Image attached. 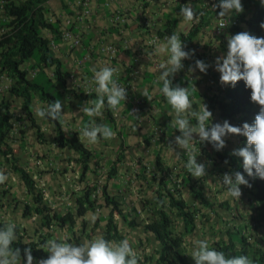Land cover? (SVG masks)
Returning <instances> with one entry per match:
<instances>
[{
	"label": "crops",
	"instance_id": "0c3cea01",
	"mask_svg": "<svg viewBox=\"0 0 264 264\" xmlns=\"http://www.w3.org/2000/svg\"><path fill=\"white\" fill-rule=\"evenodd\" d=\"M13 1L19 3L24 0ZM82 2L83 0H49L46 2L45 8L48 11L46 19L48 22H57L61 32L60 41L52 43L51 49L67 72L66 88L68 91L59 90V98L63 103L64 121L62 126L64 132L67 135L76 134L79 138V129L93 120L98 124L109 125L116 132L115 138L110 140L100 138L99 143L95 145H89L86 141L82 142L92 153V160L95 162L94 165H89V171L86 174V176H93L90 178L91 185L97 186V190L105 185L107 192L127 208L142 207L141 203H144L142 199L149 196L151 209H154L156 208V195L161 192L158 180L164 176V182H168L167 176L176 174L181 179L187 178L186 183L183 182L181 195L186 204L197 211L196 223L202 218L199 214H204L207 211L201 200L208 202V205H212L213 211L217 212L216 214L208 213L205 218L203 217L199 221V224H207L210 227L221 224L222 220L219 218L223 217L226 212L224 208L227 206L229 209L233 207L235 210L240 208L239 213L244 211V207L240 205L239 201L241 198L243 199L245 186H240L242 195L239 200L228 195L227 187L220 182L223 174L227 172L228 165L225 162H219L207 142H196L195 144L198 155L197 162L206 165L207 175L201 179L193 178L184 167L187 155L174 143L175 137L181 133L178 129L171 132L166 129V126H172L171 120L174 118V113L172 116L169 115L172 112L171 106L161 100L163 94L159 91L162 81L158 79L160 70L157 65L164 62L167 55L155 54L151 46V37L153 34L157 36L158 32L163 31L167 19L176 21V33L186 34L197 21L185 23L179 15L180 8L190 3L194 10L196 8L205 9L208 0H153L152 2H145V0H90L88 16L80 18L78 14ZM1 6L0 2V19L4 18L8 21L9 19H5V16L2 15ZM119 10L130 11V19L127 24L128 35H125L121 29L110 22L112 14ZM219 11L213 15L206 27H202L197 37L189 44L190 52H194V55L183 61L184 68L171 79L173 86L189 87L191 91L202 96L195 98L191 95L190 99L197 108L200 103L208 106L209 111L213 113L212 124H222L224 121H228L232 126L242 127L243 123L240 118L221 116L215 104L216 100H222L221 96L224 94L221 93V90L227 86L220 83V74L215 70V61L217 57L226 56L227 37L233 35L228 27L217 28L214 19L218 17ZM242 13H246L247 17L250 16L249 11L244 10ZM232 14L237 15L234 10ZM143 19L151 22L152 26L148 34L143 32ZM239 28L244 31L242 26ZM43 35L51 39L49 31H43ZM103 42L113 45L115 52L108 54L101 51L100 47ZM163 42L165 39L159 38L158 43ZM151 48L153 52H151ZM148 53H153V55L148 56ZM196 60L204 61L209 65L206 73L200 72L199 69L189 72L190 67L195 68ZM104 66L114 67L118 70L115 78L127 90L126 101L122 102L120 109L115 113L110 110L112 121L107 120L105 109L102 117H89L80 111L85 102L96 98L93 69L99 70ZM20 68L27 72L29 79L35 77L37 79L44 73L45 76L53 80L54 86L57 85L53 68H45L41 71L32 60L24 62ZM10 80V83L4 81L0 73V102H9L12 114L10 119L12 129L6 138V143L12 148L16 165L31 175L35 186L44 195L43 204L50 207L52 212L60 213L58 205L61 204L63 205L61 209L66 207L61 214L67 212L74 214L75 208L72 204V199L76 194L74 191L80 190L82 185L87 186L88 181L85 178L84 181H78L76 185L75 181L72 183H61V181L64 180L65 174L72 172L71 169H76L77 172L81 171L75 161L77 155L56 145L54 125L46 117L40 118L35 115V109L37 107L46 108V104L37 95H34L32 99L33 119L46 141L37 139L36 128L31 125L22 110V99L9 92L13 84V80L11 78ZM193 86L197 90H194ZM145 89L152 95L151 101L141 95ZM209 100H212L211 103ZM193 137L199 141L197 134H193ZM241 137L242 135L226 136V147L220 150V153L231 155ZM169 145L180 152L179 158L171 151ZM117 158H119L118 161ZM47 161H51L52 167L61 173V178H58L60 175L57 173L54 175L56 177L54 182L52 181L53 177L52 179L48 177L53 176L54 173L43 172ZM209 162L211 163L209 164ZM0 171L9 177L5 183L0 184V222L3 224L6 222L15 223L17 239L20 237L23 241L37 240L39 229L34 228L31 234L29 231L32 229L31 225H34L31 220L36 221L40 217L33 210L29 217L23 216L25 205L32 208L36 206L32 202V195L27 193L20 175L7 164L5 156L1 154ZM45 183L47 187L51 188L50 190L45 188ZM170 186L171 183L168 182L167 187ZM50 192L53 193L55 199L49 197ZM225 202L227 206L223 207ZM96 204L102 205L101 211H107L108 208L99 198ZM250 221L251 219L248 217L245 223L248 224ZM196 227L198 226L196 225ZM141 228L139 227V229ZM135 233L136 231L133 236H138ZM142 233L143 236L138 237L140 241L135 244L134 250L137 253L147 252L149 251L148 244H151L154 252L159 251L161 246L158 242L150 234H146V231H142ZM210 233H212V228L208 234ZM259 233L263 234L264 230L263 233L262 230ZM145 235L148 236V240H143ZM21 264H26V262L21 261Z\"/></svg>",
	"mask_w": 264,
	"mask_h": 264
},
{
	"label": "trees",
	"instance_id": "16d2710c",
	"mask_svg": "<svg viewBox=\"0 0 264 264\" xmlns=\"http://www.w3.org/2000/svg\"><path fill=\"white\" fill-rule=\"evenodd\" d=\"M49 0H24L16 3L13 0H0L2 3V15L5 19H9L6 23L7 30L0 36V73L8 76L13 80V84L9 90L11 95L22 99V110L26 115L27 119L31 122V125L36 128V137L39 141H46L43 134L40 132L39 126L36 125L33 119L32 99L34 95H37L41 101L46 104L54 102L59 99V90L68 91L66 88L67 72L63 64L54 55L51 44L58 43L61 39V32L58 29L57 22H48L46 19L47 9L45 8L46 2ZM219 0H216V4ZM245 11L250 12V16L247 17L245 13L239 16L240 24L247 28V32L257 38L264 37V29L260 27V24L264 22V6L261 5L260 0H241ZM220 10L216 8L212 9H199L196 8L194 11L199 14L204 12L203 16H199L198 22H195L190 30L186 34H180L181 40L185 45V51H191L189 44L197 37L202 27H206L209 24L210 19L213 17L215 11ZM7 22V20H5ZM176 21L167 19L163 31L158 32L157 36L167 37L175 32ZM240 28L232 27L231 31L233 34L240 33ZM49 31L51 39L43 35V31ZM34 61L36 67L39 70L45 68H53V73L57 82L52 91L46 89V87L34 79H29L27 72L22 70L21 65L28 61ZM44 76L45 74L42 73ZM47 78V82L52 80ZM162 88V85H161ZM191 91V88H189ZM72 93V92H71ZM191 95L195 98L202 96L191 91ZM221 93L222 100L218 102V109L221 116L226 118H240L243 123L247 122L250 125L254 123L255 116L259 112V105L253 103L250 99L251 89L245 86L243 80L237 82L235 87L227 85ZM161 100L167 104L164 96ZM210 103L212 100H209ZM168 105V104H167ZM194 108L196 107L193 104ZM105 113L108 121H112V114L110 110L105 107ZM12 114L10 112V104L7 101L0 102V154L4 156H13V151L10 145L6 143V138L9 135L12 125L10 119ZM47 118V117H46ZM47 120L55 127V143L61 149H67L77 155L75 159L76 163L81 165V173L79 176L80 181H83L86 173L89 171V165L92 160V153L84 146L79 140L77 135H67L64 130L62 123L59 121H53L50 118ZM191 123H196L194 119ZM166 129L176 131L172 126H166ZM208 146L213 150L215 156L219 159V162L227 161L228 169L226 173H234L236 171L241 172L246 179L252 184V187L244 188V196L240 200V205L247 209L251 215V220L246 224L245 230H250L252 233L244 234L242 227L240 232L237 227L228 229L226 233V240L214 241L212 247L218 251H224L229 257L234 255H250L257 264H264V236L260 233L261 227H264V180L259 178L248 177L247 173L243 170V159L235 155H227L216 151L212 144L208 143ZM246 146V137L242 136L239 145L235 150ZM120 157V154H119ZM119 158H117L118 161ZM7 162V161H6ZM159 164V161L157 160ZM8 164V162H7ZM12 169L20 175V179L24 184L27 193L32 195V202L36 205L32 208L29 205L24 206L23 216H30L31 211L41 217V226L50 227L54 224L59 226L61 229L72 230L76 225V217L83 218L86 214L94 211V202L90 200V194L95 188H87L83 195L76 199V212L75 214L67 212L65 214L52 213V210L43 204V196L40 190L35 186V182L31 175L27 173L23 168L13 164ZM167 175V174H166ZM168 182L176 184L167 176ZM187 181V178H182V182ZM168 182H164V176L158 180V185L161 186V192H159L155 199L157 208L154 210L147 211V220L138 218V214L135 209H132L134 214L123 213L121 203L117 202L107 192L106 186H103L101 190V196L105 202V205L110 208L108 217L105 220L102 236L109 240H122L118 226L114 221V214H117L126 227L131 230H142L146 231V234H150L155 241L161 246L160 250L157 251L158 261L160 264H195L191 257L186 255L185 243L183 236L191 234L195 229L196 210L185 203L181 198V192L178 189L168 188ZM144 200L142 209L147 207L151 209L150 197ZM202 205L207 209L204 214L201 215L199 221L205 218L206 215L216 214L213 211L212 205H208L204 200H201ZM149 204V207H148ZM223 207L227 206V203H223ZM236 207H239L236 205ZM227 211L230 210L227 206ZM175 211V212H173ZM52 213V214H51ZM175 214V217L179 218L183 223L182 232H176L175 230V217L171 215ZM219 214V213H218ZM133 215V217H131ZM130 216L131 219L128 217ZM236 221L243 220V214L238 213V216L234 217ZM198 221V222H199ZM0 226L3 223L0 222ZM233 226V225H232ZM82 227H85V222H82ZM139 227H142L139 229ZM17 234V229H16ZM18 235V234H17ZM38 240H27L23 241L20 237L14 242L13 247L21 250V261L26 262L24 256V249L31 248L34 260L47 259L49 253L45 252L39 246L45 243L49 236L42 233L39 234ZM145 239L148 236L145 235ZM68 242L72 240L66 239ZM144 240V239H143ZM73 241L79 245L80 239L74 237ZM140 264H144L143 261Z\"/></svg>",
	"mask_w": 264,
	"mask_h": 264
},
{
	"label": "clouds",
	"instance_id": "9594fccd",
	"mask_svg": "<svg viewBox=\"0 0 264 264\" xmlns=\"http://www.w3.org/2000/svg\"><path fill=\"white\" fill-rule=\"evenodd\" d=\"M260 3L262 6H264V0H260ZM206 8L212 10L216 8L220 9L218 17L214 19L216 20L217 28H229L231 25L229 30H231L232 27L239 28V26H242L244 29V31H242L240 28L239 30L242 32L237 34H233L231 31L233 35H229L227 37L226 56H220L216 58L215 70L220 74L219 80L222 85H231L232 87H235L237 82L243 80L245 86L251 89V101L260 106L259 112L255 116L254 123L251 125L247 122L243 123L241 119L240 120L243 123L242 127L232 126L228 121H224L222 124H212L211 121L213 118V113L209 111L208 106L204 103H200L198 108H194L193 101L190 99L192 93L189 90V87H181L180 85L173 86L172 84L171 77L184 68L183 61L185 59H190L194 55V52L185 51V45L182 42L179 33L174 32L170 36L162 37V39H165V42L163 43H158L160 37L153 34L152 37H156L157 39L156 41H152L154 44L152 46L154 53L167 55V59L164 62L159 63L157 67L160 70L158 79L159 81H162V88H160L159 91L165 97L167 104L171 106L172 112H170L169 115L172 116L174 113V118L171 120V125L173 128L178 129L181 133V135L175 137L174 143L178 146V148L183 149L187 155V162L184 165L187 172L191 175V177L201 179L207 175V172L206 165L204 163L197 162L198 155L196 154V142L210 143L216 151L220 152V150L226 147V136H245L246 146L234 150L232 155L241 157L243 159V170L247 173L248 177L264 180V37L257 38L256 36L249 34L247 32V28L240 24L239 16L242 15V12L244 11L241 0H219L218 4H216V0H208V5ZM233 10L235 13H237L238 18H226L230 17ZM217 11H215V13ZM179 15L183 18L185 23H191L193 21L198 22L199 16H203L204 12L197 14L194 11L192 5L189 3L180 8ZM149 23L151 24L150 21ZM260 27L264 29V22L260 24ZM217 31L218 30L216 29V32ZM1 35L2 34H0V36ZM107 46H110L112 51L106 50ZM100 50L108 54L115 52L113 45L108 42H103ZM153 50L151 52H153ZM147 55L151 56L153 53H148ZM208 67L209 65L204 61L196 60L195 68L190 67L189 72L199 69L200 72L206 73ZM117 72L118 70L116 68L110 66L101 67L99 70L93 69V82L96 85L94 89L96 98L85 102L80 111L89 117H102L105 107L114 113L120 109L122 102L126 101L127 90L117 82V79L115 78ZM193 88L194 90H197L195 86H193ZM141 95L146 97L149 101L153 99L152 95L147 91V89L143 90ZM219 101L220 100L215 101L217 107ZM35 115L40 118L47 117L53 121H59L60 123H63V103L61 100L56 99L54 102L48 104L46 108L37 107L35 109ZM192 119L196 121L195 124L191 123ZM78 133L79 140L81 142L86 141L89 145H95L99 143L100 138L110 140L116 136V132L113 131L109 125L98 124L94 120L81 127ZM193 134L198 135L199 141L194 139ZM169 147L171 151L176 154L177 158H179L180 152H177L171 147V145H169ZM10 157L11 156H5L7 162ZM92 161L93 160H91L90 165L95 164V162ZM210 163L211 162H209V164ZM225 163H227V161H225ZM79 166L81 169V165ZM10 167L12 168V166ZM72 170L73 169H71V171ZM76 173L77 172H69L68 174H65L63 177V182L72 183L75 181L76 185L78 181H80L79 176L81 171H79L78 178ZM67 177L70 179L67 180ZM88 177L89 176H85L88 181L87 186L82 185L81 192L79 194L76 193V198L73 200L75 212L76 199L82 196L83 192L87 188H95V191L93 190L89 197L90 200L94 202L93 212L98 210V208H95L96 205H99L96 204L98 198L104 202L103 197L101 196V190L103 186L97 190V186L91 185V180H89ZM169 178L173 180V182H176V184H171L169 188L174 186L175 189H178L181 192V189L184 186V181L182 182V179L177 177L176 174H169ZM8 179V175H6L3 171H0V184L5 183ZM220 182L227 187L228 195L238 200L242 195L240 187L241 185L249 188L252 187V184L249 182V180L246 179L245 176L239 171L234 173H224L222 181ZM110 196L112 195L110 194ZM112 197L115 199L114 196ZM181 198L183 199L182 195ZM116 201L119 202L118 200ZM99 206L102 207V205ZM123 206L124 205L121 204L123 213H128L129 209H131V211L132 209H135L134 207L127 208L126 206ZM105 207L107 206L105 205ZM107 208V211L104 210L106 211V215L102 214V216L98 218L97 223L105 224V220L108 217L110 210L109 207ZM154 209H149L147 207L142 209V207H139L135 209V212L138 214V219L140 218L147 220L148 215L146 212L150 210L152 211ZM244 211L246 210L244 209ZM249 213L250 212H248L247 216L253 220ZM87 215L88 214H86V216L83 218L76 217V224L81 226V233H84L86 230ZM115 215L120 218L117 214H114V221ZM244 215L246 214H243V218L245 219ZM173 216L175 217V214L171 215V217ZM128 218L131 219L130 216ZM93 219H95V217H93ZM83 221L85 222V227H82ZM115 223L117 224L116 221ZM180 223L182 232L183 223L181 220ZM123 224L126 227L124 222ZM194 224V231L189 235L183 236L185 250L187 249V244L185 242L186 237L191 236L196 232L198 228L196 225L198 226L199 222ZM16 227V224L13 222H6L3 224V226H0V264H21V250L19 248L13 247L14 242L17 240ZM119 228L120 227H118V229ZM126 229L127 231H132L127 227ZM228 229L229 228H226L225 232ZM261 230H264V227H261ZM224 234L226 238V233ZM262 236H264V233ZM211 238V240H213V236ZM39 248L49 253V256L47 259H40L38 261L36 260V264H140L141 260L143 259V257L133 249L128 238H124L119 241L109 240L104 238L102 234L101 236H94L90 240H85L79 245L70 243L64 239H48L45 243L41 244ZM24 256L26 257V264H34V257L32 255L31 248L24 249ZM189 256L194 260L195 264H257V261L254 260L250 255L241 254L229 257L224 251H218L213 248L208 239H197L192 241V247L190 249Z\"/></svg>",
	"mask_w": 264,
	"mask_h": 264
},
{
	"label": "rangeland",
	"instance_id": "374dc122",
	"mask_svg": "<svg viewBox=\"0 0 264 264\" xmlns=\"http://www.w3.org/2000/svg\"><path fill=\"white\" fill-rule=\"evenodd\" d=\"M236 17L238 18V16L236 14H231L230 17H226V18L233 19V18H236ZM6 23H8V21L6 22L4 20V18L0 19V29H1L0 34H3L7 30ZM230 28H231V25L229 26V29ZM36 81L38 83L44 85L46 87V89L49 90V91H52L54 89L53 80L51 82H47V78L43 74H41L37 78ZM8 163H9L10 166H12L13 164L16 163V160L14 159V157H10L8 159ZM106 165L108 166V164H106ZM43 168L45 169V171H43L44 173H49V174H53L54 173L53 176H48V177H51V179L53 177V179H52L53 182H54V178L56 179V177H54V175L56 173L60 175V177H58V178H61V173L57 169H54L52 167L51 161H47ZM72 172H77V170L73 169ZM76 174H77V178H78L79 172H77ZM91 177H93V176L91 175V176L88 177L89 180H90ZM62 182L63 181H61V183ZM48 183H50V182H48ZM45 188L49 189V190L51 189L50 187H47L46 183H45ZM74 192L79 194L81 192V189L78 190V191L75 190ZM49 197H51L52 199H55L52 192L49 193ZM43 198H44V195H43ZM75 198H76V194H75V196L72 199V204H73V202H74L73 200H75ZM240 200H242V199H240ZM62 206L63 205H61V204L58 205L60 213L65 210L64 208H66V207H64L63 209H61ZM95 208H98V210L95 211V212L89 213L87 215V217H86L87 226H86V230L84 231V233L80 232L81 226L79 224H76L72 228V230H68L66 228L61 229L59 226H57L55 224L50 226L49 228L48 227L44 228V227L41 226V219H39V220L36 219V221L31 220V222L34 223V225H31L32 229H31V231H29V234H31L32 230L34 228H36V230L39 229V231H40L39 233H42L44 235L49 236V239H64V240L68 239V240H72L71 243H74V244H75V242L73 241V238L75 236L80 238L81 243H83L85 240L92 239L94 236H101L104 224L97 223V220L101 216V214L106 215V211L101 212L99 205H96ZM245 210L246 211H241L240 212L241 214H246V215H244L245 219L241 220V221H236V219H234V217L238 216L240 208H239V210H235L232 207L230 209V211L224 212L223 217L219 218V220H222L221 224L214 225L213 227H210L207 224H199L196 232L193 235L186 237V241H185L186 244H187V249H186V252H185L186 255L188 257H190L189 256V252H190V249L192 247V241H194V240L208 238V240L210 241V244L212 246V243L214 241H216V240H221V238H222V240H225V234L224 233H225V229L226 228H229V229L231 228L232 229L233 227H237L240 230L242 227L246 226L245 222H246V220L248 218V216H247L248 215V210L247 209H245ZM128 211L130 212V214H134L133 211H131V209H129ZM243 212H245V213H243ZM93 217H95V219H93ZM116 217L117 216L115 215V221L117 222L118 227H120L119 228V230H120L119 232H120L121 236L123 237V239L124 238H128L129 241H130L131 246L133 247V249H135L136 248L135 244H137L140 241V239H138V237L143 236L142 230H135L136 231L135 234L138 235V236H133L135 231H133V232L129 231V230L127 231V229L124 226L122 220L120 218H118V217L116 218ZM132 217H133V215H132ZM138 220L139 219L137 218L136 221H138ZM211 228H212V233L208 234L209 230H211ZM175 230H176V232H181V223H180V220L177 219L176 217H175ZM241 231L242 230H240V232ZM243 232H244L245 235H247L248 233H252V232H250V230H245V227L243 229ZM212 236H213V240H211ZM144 240H148V239H145V237H144ZM148 248H149V251H147V252L140 251L138 253L140 256L143 257V259L141 261H143L144 264H160V261H158V256H157L156 252L153 253L154 251H153V249L151 247V244H148ZM34 264H36V262H34Z\"/></svg>",
	"mask_w": 264,
	"mask_h": 264
},
{
	"label": "built area",
	"instance_id": "2783aa9c",
	"mask_svg": "<svg viewBox=\"0 0 264 264\" xmlns=\"http://www.w3.org/2000/svg\"><path fill=\"white\" fill-rule=\"evenodd\" d=\"M89 1L90 0H83L81 10L78 14L80 18H84V17L88 16V13H89L88 2ZM152 1L153 0H145V2H152ZM129 19H130V11L129 10H119V11H116L114 14H112V16L110 18V22L112 25L116 26L118 29H121L125 35H128L129 34V28L127 27V24L129 22ZM142 21H143L142 22L143 32L148 34L149 29L151 27V24L149 23V21L147 19H143ZM125 40H126V37H125ZM156 40H157L156 37L151 38V46L154 45L152 43V41H156ZM106 50L112 51L110 46H107ZM151 51H152V49H151ZM1 78L6 82H9V83L11 82L10 78L6 77L5 75H1ZM66 179L69 180L70 178L67 177Z\"/></svg>",
	"mask_w": 264,
	"mask_h": 264
},
{
	"label": "bare ground",
	"instance_id": "6f19581e",
	"mask_svg": "<svg viewBox=\"0 0 264 264\" xmlns=\"http://www.w3.org/2000/svg\"><path fill=\"white\" fill-rule=\"evenodd\" d=\"M204 236V235H203Z\"/></svg>",
	"mask_w": 264,
	"mask_h": 264
}]
</instances>
